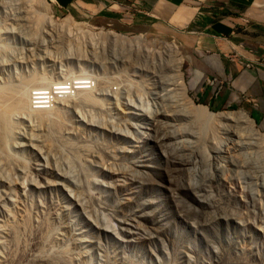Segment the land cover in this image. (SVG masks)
<instances>
[{
    "label": "rangeland",
    "instance_id": "rangeland-1",
    "mask_svg": "<svg viewBox=\"0 0 264 264\" xmlns=\"http://www.w3.org/2000/svg\"><path fill=\"white\" fill-rule=\"evenodd\" d=\"M28 1L0 0V30L10 32L1 37L13 55L0 86L33 76L47 86L85 75L100 84L91 92L96 104L75 92L42 114L10 111L0 126V264H264V146L251 147L257 167L253 160L239 167L196 144L189 130L202 128L186 131L161 43L177 46L170 57L195 105L242 111L264 136L246 109L257 103L243 81L213 73L194 84L200 70L175 41ZM41 4L53 28L37 19ZM110 31L138 41L139 50L112 46L101 36ZM33 83L28 92L40 87Z\"/></svg>",
    "mask_w": 264,
    "mask_h": 264
},
{
    "label": "crops",
    "instance_id": "crops-1",
    "mask_svg": "<svg viewBox=\"0 0 264 264\" xmlns=\"http://www.w3.org/2000/svg\"><path fill=\"white\" fill-rule=\"evenodd\" d=\"M48 1L73 20L86 16L119 32L175 41L185 61L203 72L200 81L204 76L215 79L213 73L243 81L248 97L257 103V108L245 104L246 109L262 123L264 133V0Z\"/></svg>",
    "mask_w": 264,
    "mask_h": 264
},
{
    "label": "bare ground",
    "instance_id": "bare-ground-1",
    "mask_svg": "<svg viewBox=\"0 0 264 264\" xmlns=\"http://www.w3.org/2000/svg\"><path fill=\"white\" fill-rule=\"evenodd\" d=\"M27 1V0H26ZM30 1V0H29ZM28 1V2H29ZM34 1V0H33ZM27 3V2H26ZM33 3V2H32ZM29 4V3H28ZM44 7H42L41 5H38V16L37 19L42 22V21H46L48 23V27H52L53 25H55L53 23L54 18L51 15V13L49 11H47V9H43ZM43 9V10H41ZM46 23V26H47ZM69 27V25H67ZM80 27V26H79ZM50 29V28H49ZM10 30V29H9ZM2 31V32H1ZM10 33L6 30V28L0 30V73L3 71L2 70V66H9V63H7L8 61H10L9 59H11V57H13V55L8 56L9 59L7 58L6 55V44L3 42V39L1 37V35H3L4 33ZM44 32V31H43ZM6 33V34H7ZM47 34V33H46ZM101 36H103L105 41H109V43H111L112 46H120V47H131V49H137V51L139 50V46H138V41H135L134 39H128L124 36H120L117 35L115 32H106L105 34H102ZM102 38V39H103ZM21 41H24L23 38H20ZM27 40V39H26ZM156 41V40H155ZM28 43V42H27ZM163 45V48L166 50V56H168L169 58V63L171 66V71L176 73L175 76H177L176 79H174V81H170L169 86L172 85L174 86V88L180 86L179 90L180 92L178 93L177 90V107H179V111L180 112V116H182L181 118L183 120L186 121V123L189 125V127L186 128V131H188V128H202V131H198L201 134H197L194 130H189V131H193L192 135L197 136V141L193 139V142L196 141V144H200L203 145V148L206 147L211 151V153L213 152L214 155L218 156L221 155H226L227 157L231 158L232 163H236V160L239 162L238 166L241 165V167L243 165H249L251 162L254 161V166H256L258 163L255 162V155L253 154L252 151L254 148H251L252 145H254L256 148H258V145L260 146L262 143V146H264V136H262L261 134L258 133L257 129H255L253 126V122L249 119V117L247 116L246 113L242 112V111H237V112H210L208 110V108H206L205 106L202 105H195V103L187 96L186 91L184 89V86L182 84L181 81V75L179 74V60H174L173 57L171 56V49H176L174 46L168 45L166 43H161ZM25 45V44H24ZM5 58V59H4ZM168 60V59H167ZM5 62V64L3 65V63ZM163 62V61H162ZM168 62H165V64ZM164 64V63H163ZM169 71V70H167ZM166 72V71H165ZM201 76V72L195 71V75L194 78L196 77L194 84L197 83L198 79ZM30 78V77H29ZM28 78V79H29ZM97 78V77H96ZM25 79L20 81V83L13 85V84H6L3 86H0V126H3V130H4V121L7 119L8 114L10 111H15L18 112L19 115L20 112L23 114V112L25 114H33L32 111H30L28 109V105L30 104L31 107V102L29 103L30 100V96L27 97V94L29 93L28 90L31 88V84L32 82L38 84L37 86H42L45 85L46 83H44L43 81V76H40L38 78L36 77H32L29 80ZM82 79V78H79ZM164 79V78H163ZM27 80V81H26ZM98 82H100V80H98V78L96 79ZM104 80V79H103ZM26 81V82H25ZM102 81V80H101ZM106 81V80H105ZM22 82V83H21ZM97 84L99 85L100 83ZM30 83V84H29ZM33 83V84H34ZM104 83V82H103ZM102 84V83H101ZM35 85V84H34ZM98 85H95L94 82V86H96L94 89L98 88ZM103 85V84H102ZM100 85V86H102ZM103 87V86H102ZM99 89V88H98ZM173 89V88H172ZM177 89V88H176ZM175 90V89H174ZM76 93L74 94L76 99H80L84 102H89V103H94L97 100L95 99L94 96H92L91 92H93V90L89 91V90H77L75 91ZM100 92V91H99ZM98 92V93H99ZM175 92V91H174ZM67 93V92H65ZM176 93V92H175ZM174 93V94H175ZM63 94V93H62ZM166 94V93H165ZM100 95V94H98ZM165 96V95H164ZM162 94V97H164ZM168 96V95H167ZM69 96L66 95H60V97H55V99L59 102L62 99H65ZM169 97V96H168ZM28 98V100H27ZM75 99V100H76ZM157 99V96H156ZM74 100V101H75ZM100 100V98H99ZM28 101V104H27ZM31 101H32V97H31ZM56 101V103H57ZM80 102V101H79ZM118 102V101H117ZM55 103V104H56ZM82 104H84L82 102ZM96 104V103H94ZM172 104V103H171ZM126 105V104H125ZM127 106V105H126ZM171 106V105H170ZM88 107V106H87ZM90 107V106H89ZM174 107V106H173ZM32 108V107H31ZM130 108V107H129ZM62 109V108H61ZM156 109V108H155ZM49 110V109H48ZM127 110V109H126ZM152 110V109H151ZM162 110V108H161ZM43 111H47V109H43V110H38V111H34L35 113H39L42 114L40 112ZM59 111V110H58ZM74 112V111H73ZM80 112V111H79ZM160 111H158V115ZM162 113V112H161ZM171 113V111H170ZM173 115V114H172ZM56 116V115H55ZM80 116V115H79ZM134 116V115H133ZM157 116V115H156ZM25 118V117H24ZM30 118V117H29ZM37 118V117H36ZM150 118V117H149ZM155 119V118H154ZM37 120V119H36ZM182 120V121H183ZM38 121V120H37ZM42 121V120H41ZM43 122V121H42ZM86 122V121H85ZM157 123V122H156ZM181 124V123H180ZM185 122L182 124V126L184 125ZM94 125V124H93ZM169 125V124H168ZM102 126V125H101ZM170 126V125H169ZM90 127V126H89ZM173 129V128H172ZM185 128H183L184 130ZM171 130V129H170ZM176 131L177 129H173ZM196 130V129H195ZM181 131V130H180ZM179 131V132H180ZM185 130L182 133L185 134L186 132ZM188 131V132H189ZM170 132V131H169ZM177 132V131H176ZM175 132V133H176ZM187 132V133H188ZM172 133V132H170ZM174 133V135H175ZM211 135L208 137L207 135L210 134ZM190 134V133H189ZM122 135V134H120ZM167 135V134H166ZM177 135V134H176ZM193 136V137H194ZM140 137V136H139ZM181 137V136H180ZM182 137H184L182 135ZM252 139L249 141V139ZM183 139V138H181ZM186 140L188 138H185ZM192 139V138H190ZM189 140V139H188ZM215 141V142H214ZM252 141V142H251ZM28 142V141H27ZM189 144H194V143H190L192 142L191 140L187 141ZM214 142V143H213ZM186 143V141H185ZM31 144V143H30ZM183 144V142H182ZM194 144V145H196ZM188 145V144H187ZM138 147V146H137ZM194 148V146H192ZM30 148V147H29ZM192 148V149H193ZM201 148V147H200ZM32 149V148H31ZM123 151V150H122ZM206 151V149L204 150ZM259 151V150H258ZM192 153V151H191ZM208 153V152H207ZM252 154V155H251ZM256 154V153H255ZM213 155V154H212ZM257 155V154H256ZM214 157V156H213ZM220 157V156H219ZM115 158V157H114ZM113 158V159H114ZM218 158V157H217ZM222 158V157H221ZM116 159V158H115ZM213 159V158H212ZM216 159V158H215ZM214 160V159H213ZM228 160V159H227ZM230 160V159H229ZM253 160V161H252ZM230 162V161H229ZM237 162V163H238ZM215 163V162H214ZM217 163V162H216ZM260 163V162H259ZM228 165V164H227ZM253 165V164H251ZM258 166V165H257ZM256 166V167H257ZM237 167V166H236ZM240 167V166H239ZM230 168V167H229ZM244 168V167H243ZM246 168V167H245ZM232 169V168H231ZM259 169V168H258ZM113 172V171H112ZM44 173V172H43ZM53 173V172H52ZM45 174V173H44ZM114 174V173H113ZM122 174V173H121ZM45 176V175H44ZM123 176V175H122ZM121 179V178H120ZM119 179V180H120ZM58 184V183H57ZM110 187V186H109ZM113 188V187H112ZM2 190V189H1ZM4 192V191H3ZM5 193H7L5 191ZM258 195V194H257ZM1 197V196H0ZM4 197V196H3ZM73 198V197H72ZM71 198V199H72ZM125 198V197H124ZM125 200V199H124ZM134 218V217H133ZM35 220V219H34ZM34 222V221H33ZM132 222V221H131ZM128 226V225H127ZM264 227V226H263ZM258 228V227H257ZM2 230V229H1ZM0 230V231H1ZM127 231V230H125ZM6 234V233H4ZM121 234V233H120ZM122 235V234H121ZM154 235V234H153ZM4 236V235H3ZM4 240V239H3ZM2 240V241H3ZM42 240V239H41ZM47 240V239H46ZM45 241V240H44ZM45 243V242H44ZM47 243V242H46ZM45 243V244H46ZM1 244V243H0ZM43 244V243H42ZM50 244V243H49ZM43 246V245H42ZM45 246V245H44ZM51 246V245H50ZM41 247V246H40ZM52 247V246H51ZM3 248V247H2ZM5 248V247H4ZM42 249V248H41ZM40 249V250H41ZM39 250V252H40ZM84 250V249H83ZM88 250V249H87ZM47 251V250H45ZM1 252V251H0ZM44 252V251H43ZM85 252V251H84ZM46 253V252H45ZM86 253V252H85ZM44 254V253H43ZM43 254H40L43 256ZM47 255V253H46ZM50 255V254H49ZM65 255V254H64ZM175 256V254H174ZM40 257V256H39ZM48 257V256H47ZM167 257V256H166ZM4 258V257H3ZM44 258V256H43ZM46 258V257H45ZM109 258V257H108ZM247 259V258H246ZM46 260V259H45ZM169 260V259H168ZM174 260V259H173ZM2 261V260H0ZM39 261V260H37ZM56 261V260H55ZM84 261V260H83ZM92 261V260H91ZM91 261H87V262H91ZM109 261V260H108ZM178 261V260H177ZM176 261V262H177ZM51 262V261H50ZM54 262V261H53ZM175 262V263H176ZM180 262V261H179ZM228 262V261H227ZM1 263V262H0ZM49 263V262H48ZM92 263V262H91ZM90 263V264H91ZM54 264V263H52ZM58 264V263H57ZM174 264V263H173Z\"/></svg>",
    "mask_w": 264,
    "mask_h": 264
},
{
    "label": "built area",
    "instance_id": "built-area-1",
    "mask_svg": "<svg viewBox=\"0 0 264 264\" xmlns=\"http://www.w3.org/2000/svg\"><path fill=\"white\" fill-rule=\"evenodd\" d=\"M175 47L177 48L176 45ZM78 77L82 79H79ZM94 82L96 83V80L93 77H91L90 75H85V76L71 77L69 78V80L61 79L49 86L44 85V86L36 87L29 91V95H28L30 96L29 103L31 102V107H32L31 108L29 104V109L31 111L50 109L53 106V104H55L57 101L55 97L57 96L60 97V95L71 96L77 90H83V89L89 91L94 90L93 89ZM113 90H116V88L113 87ZM31 97H32V101H31Z\"/></svg>",
    "mask_w": 264,
    "mask_h": 264
}]
</instances>
